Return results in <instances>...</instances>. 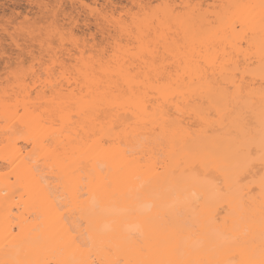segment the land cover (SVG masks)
I'll return each mask as SVG.
<instances>
[{"label": "bare ground", "instance_id": "1", "mask_svg": "<svg viewBox=\"0 0 264 264\" xmlns=\"http://www.w3.org/2000/svg\"><path fill=\"white\" fill-rule=\"evenodd\" d=\"M262 3L159 0L151 10L150 5L142 13L137 9L135 16L122 8L132 17L128 21L115 16L114 7L98 10L82 3L83 10L88 9L83 11L87 15L81 10L83 23L89 24H81L89 31L94 24L106 51L97 53L93 44L97 41L80 49L90 63L81 61L79 81L58 78L60 87L35 70L42 59L45 67L52 59L46 39L42 40L46 35L38 34L41 40L32 36L41 33L40 27L36 33L30 31L38 22L29 25L24 19L30 26L23 32L28 37H22L28 39V48L17 43L21 37L4 31L13 37L12 47L19 49L14 60L30 65L26 69L15 65V71L8 67L7 78L0 75V260L258 264L264 253V165L258 156L249 160L243 148L250 141L258 145L262 130ZM141 15L149 19L144 21ZM75 18L72 24H79ZM130 24L136 26L131 39L121 30ZM74 31L69 38L83 43L85 30L83 38ZM19 32L18 37L23 35ZM117 36L123 39L116 40ZM29 41L38 47L32 49ZM13 58L5 64L11 66ZM70 62L76 63L75 58ZM229 65L233 74L239 66L242 96L228 95L221 88L232 86ZM112 123L126 130L123 138H109ZM137 135L153 145L147 155L128 153L130 136ZM237 175L239 184L230 179ZM69 179L74 188L66 192ZM96 183L111 184L100 212L89 206ZM137 191L153 196L140 201L144 207L136 217H127L121 209ZM90 217L92 246L84 249L78 240L89 229ZM116 217L121 222L113 225Z\"/></svg>", "mask_w": 264, "mask_h": 264}, {"label": "snow or ice", "instance_id": "2", "mask_svg": "<svg viewBox=\"0 0 264 264\" xmlns=\"http://www.w3.org/2000/svg\"><path fill=\"white\" fill-rule=\"evenodd\" d=\"M145 5H140L141 11L145 8ZM261 7L264 8V3L261 4ZM140 19L147 21L149 19L148 16L141 15ZM15 20V14L12 17H9V21ZM153 23L155 20L153 19ZM47 27V33L45 34L41 31V35H46L47 39L45 40V44L47 45L49 52L51 53L52 59L47 61V66L45 67V62L43 59L41 60L40 69H35L36 71H40L42 75L46 74V79L49 80L54 84L55 87H60L59 83H56L58 78H63L71 81L75 78L79 81L82 78L81 72V61L85 64L90 63V60L86 56H82L79 54L80 49L86 48V45L89 43L88 39H85L83 43L79 39L75 37L69 38V34L66 30L60 29L55 23L49 24ZM22 30H29L25 28V25L19 24L16 26L15 31H22ZM121 30L127 34L129 39L133 35L136 34V26L134 24H130L128 26H121ZM4 31H8L7 27L4 28ZM34 31V29H32ZM97 39L96 36L91 37V40L95 42ZM111 39V38H109ZM116 40L123 39L122 36H117ZM94 47L97 50L98 54H103L106 49H104L102 44H95ZM61 58H63L61 60ZM75 58L76 63H71L70 61ZM57 61H60L57 64ZM7 68L8 65H5ZM235 74H233V68L231 65L228 66V74L229 78L232 79V86L228 87L226 84H221V88L228 94V95H243V83L239 76V66L237 65L235 68ZM20 73L17 71V77L19 78ZM262 97H264V88L261 90ZM141 105L143 104V100L141 99L138 101ZM160 114H158L159 116ZM171 119V117H169ZM262 122V130L261 136L259 139L258 145L255 141H250L248 145L243 148V151L247 154L249 160L254 159L258 156L259 162L261 165H264V113L261 116ZM125 129L122 128L121 125L112 123L108 126V134L109 138H116L120 137L123 138L125 134ZM23 136L24 130H20L19 133ZM153 145H151L146 138L140 137L137 135L136 137L130 136V144L127 146V150L129 154H136L139 152L144 153L147 155L149 151L152 149ZM256 148L257 151L253 152L252 149ZM143 163V161H142ZM236 184L241 183V178L239 175L235 177H231ZM65 191H69L74 188V181L69 179L66 180L64 183ZM111 188V184H103V183H96L92 190V196L90 200V208L95 210L96 212L102 211V200L109 195V190ZM261 188L264 189V178H261ZM153 193L149 191H137L134 196L130 197L129 202L125 203L121 211L127 217H136L141 209L144 207L140 203V201L151 199ZM262 216H264V204H262ZM121 222L120 217H116L112 220L113 225H118ZM146 222H150V218L146 219ZM262 226H264V221H262ZM91 228V217L89 223V229H86L82 236L79 237V244L84 249H90L92 246V236L90 234ZM72 243H76L73 241ZM0 264H43L42 261L36 259H24V260H0ZM77 264H90V259H83ZM91 264H95V261H91ZM107 264H125V261L122 259H114L112 261L107 262ZM140 264H233L231 261L227 262H220V261H211V262H202V261H195V260H155V261H143ZM258 264H264V253H262V258L258 262Z\"/></svg>", "mask_w": 264, "mask_h": 264}, {"label": "rangeland", "instance_id": "3", "mask_svg": "<svg viewBox=\"0 0 264 264\" xmlns=\"http://www.w3.org/2000/svg\"><path fill=\"white\" fill-rule=\"evenodd\" d=\"M41 1V2H40ZM44 1V2H43ZM61 1H63V2H60L59 0L57 1V0H0V26L1 25H3V27H7V29L9 30L8 31V35H9V37H11V35L14 37L15 36V39H20V37H21V39H20V41L18 40V42H17V40H15L17 43H19L20 44V46H23V47H21V48H28L27 46H28V44H27V41H28V39H27V41H26V38H23L22 39V37L23 36H25V34L23 33L25 30H22L21 32L23 33V35H20L19 37H18V32L19 31H14L15 30V28H16V26L17 25H19V24H22L23 23V25L27 22L26 21V19L28 18L29 20H28V22L27 23H29V21L33 24L34 23V20H35V22L37 21L38 23H36V26H38V27H35V28H37V30L35 29V28H33L32 27V25H31V27L33 28V29H35L33 32L34 33H36V31H38V29H39V27H40V29L43 31L44 30V28H47V27H45V26H47L48 24H50V22L51 21H54V23L56 22V24L58 23V24H64V26H63V24H62V26L64 27H62V26H58V24H57V26L59 27V28H61L62 27V29L64 30V29H67V28H69V29H71V30H69V29H67L66 31L68 32V33H72L76 28V30L74 31V33L75 34H78V35H80L81 34V36H82V38L84 37V39H90L89 41V44H91V34L92 35H94V36H96L97 37V39H96V41L98 42V44H100L101 43V41H102V39L101 38H103L102 37V35H101V33L99 32L98 33V29H96V31L97 32H95L94 30V24L93 23H90L91 24V26L89 25L88 27L90 28V30H92V31H89V30H87L88 28H87V26H83V25H85V24H89V22H85V24L83 23L84 22V20H83V16L86 14L85 12H83V11H88V9H84L83 10V8H84V6H86V8L87 7H93V8H95L96 6V8L98 9V10H100L101 9V7H105V8H103L104 10L105 9H109V10H111L113 7H114V9H112L114 12H115V16H119V17H121V15H122V17L121 18H123V16L125 17V18H123L125 21H128V18L130 19V18H132L131 16H135L136 14V10L137 9H139L140 8V6L138 7V5H140V3H141V5H143V3H144V1H145V3H144V5H150V6H148L149 8V10H151L150 9V7H156L155 5L157 4V2L159 1V0H136V1H138V2H140V3H138V2H134V1H131V0H80V2L78 1V0H75L74 2H75V4H73L74 2H73V0H61ZM70 1H72V2H70ZM108 3H107V2ZM131 1V2H130ZM151 3V4H153L154 3V5H152L151 6V4H149V2ZM156 3H155V2ZM40 4H38V3ZM43 2V3H42ZM54 2V3H53ZM57 2V3H56ZM96 2V3H95ZM119 2V3H118ZM134 2V3H133ZM143 2V3H142ZM46 3H48V5L46 4ZM60 3H62V4H59ZM80 3V4H79ZM82 3L84 4L85 3V5L83 6L82 5ZM95 3V4H94ZM107 3V5H105ZM113 3H114V6H113ZM138 3V4H137ZM148 3V4H147ZM37 4V5H36ZM42 4H45V5H47L48 6V9L49 10H47V6H45L44 5V7H42ZM54 4V5H53ZM76 4H77V6H78V8H75L74 9V7L76 6ZM87 4V5H86ZM135 4H137L136 5V8L134 7V5ZM159 4V3H158ZM51 5V6H50ZM75 5V6H74ZM79 5H82V6H79ZM89 5V6H88ZM132 5H133V7H134V11H133V7H132ZM38 6V7H37ZM39 6H41V9H42V11H43V13H45V14H43V13H41V9H40V7ZM54 6H56V10L58 11V14H59V16H61V17H59L58 16V14H57V11L55 10V7ZM59 6V7H58ZM112 6V7H111ZM118 8H117V7ZM73 7V8H72ZM82 7V8H81ZM100 7V8H99ZM126 7V11H127V9L129 10V11H127L126 12V15L129 13H131V16L130 17H128V16H126L124 13L125 12H123V11H125L124 9H122V8H125ZM37 8H39V9H37ZM44 8V9H43ZM46 8V9H45ZM60 8V9H59ZM62 8V9H61ZM64 8V9H63ZM111 8V9H110ZM120 8H121V10H120ZM132 8V9H131ZM147 8V7H146ZM52 9V10H51ZM53 9H54V11H53ZM103 9H101V10H103ZM39 10V11H38ZM45 10V11H44ZM46 10H47V13H49V14H47L46 13ZM51 10V11H50ZM60 10H62V12L60 11ZM75 12H74V11ZM78 10V11H77ZM80 10V11H79ZM81 10H82V14L83 13H85L84 15H82L81 14ZM120 10V11H119ZM123 10V11H122ZM131 10V11H130ZM153 10V9H152ZM48 11H50L52 14H53V16L52 17H54L56 14V20L57 21H55L54 19L55 18H52L50 15H51V13L50 12H48ZM118 13H117V12ZM139 12H141L142 13V11L139 9L138 10ZM40 12V13H39ZM55 12V13H54ZM63 12L65 13V14H67V16L69 17V18H67L66 17V15L64 14L63 15ZM69 12V13H68ZM74 12V13H73ZM78 12H80V14L82 15H80L79 17H77L76 15H74L75 13L77 14ZM120 12H123L122 14L120 13ZM134 12V13H133ZM147 12H149V11H147ZM71 13L76 17H74L73 15H71ZM135 14V15H133V14ZM138 13V12H137ZM141 13H139V14H141ZM13 14H15V20L14 21H9V17H12L13 16ZM47 14V15H46ZM55 14V15H54ZM63 16H62V15ZM117 14V15H116ZM27 15V16H26ZM78 15V14H77ZM87 15V14H86ZM138 15V14H137ZM46 16H48V17H46ZM27 17V18H26ZM65 17V18H64ZM86 17V16H85ZM85 17H84V19H85ZM26 18V19H25ZM45 20H44V19ZM46 18L48 19V20H46ZM49 18H51V20L49 19ZM72 18V19H71ZM76 19V21H77V18H79L78 19V21L80 22H78L79 24H72L73 23V19ZM82 18V19H81ZM24 19H25V21L26 22H24ZM61 19V20H60ZM63 19H64V22H62L63 21ZM65 19L67 20V21H69L68 19H70L71 21H70V23L68 22L67 23V21H65ZM50 20V21H49ZM47 21V22H46ZM60 21H61V23H60ZM76 21H74V22H76ZM44 22H46V23H44ZM81 22H82V24H81ZM52 24H53V22H51ZM128 23V22H127ZM39 24V25H38ZM27 25L28 24H26L25 26L27 27ZM29 25H30V23H29ZM28 25V26H29ZM34 25H35V23H34ZM45 25V26H44ZM72 26V27H66V26ZM78 25H79V27H82L80 30L82 31V30H85V32H86V34L83 36L82 35V33H81V31H79V27H78ZM74 26L76 27V28H74ZM93 26V27H92ZM2 27V28H3ZM13 27H15V28H13ZM25 27V28H26ZM73 28V29H72ZM84 28V29H83ZM87 28V29H86ZM4 29V28H3ZM29 30H30V26H29ZM46 31H47V29H45ZM14 31V32H13ZM30 31H32V30H30ZM45 31V32H46ZM70 31H72V32H70ZM79 31V32H78ZM2 32V33H1ZM9 32H11L10 34H9ZM26 32H27V30H26ZM33 32H30V33H32V34H34ZM44 32V33H45ZM89 32V33H88ZM91 32V33H90ZM93 32V33H92ZM14 33H16V34H14ZM20 33V32H19ZM21 33V34H22ZM29 33V32H28ZM4 34V35H3ZM7 34L4 32V30H2V31H0V43L2 44V45H4V46H1V49H3V48H5L4 49V51H6V52H4L6 55L4 56V54H3V56H2V58H0V62H1V64H0V71H1V73H0V75H1V78H4V77H6L7 78V76H8V73H6L7 71L9 72V69H8V67L9 68H11V71H15V70H17L16 69V67L18 68V69H20V68H22V69H24V67H25V69H26V67H28L30 64H29V62L28 61H26V60H24V57L22 56V58H23V60L24 61H22V64H20V63H18V62H21V61H18V60H21V59H18L17 61L18 62H16V60H14L15 58H13L14 56H16V51H17V49L18 48H16V47H14L15 46V44H14V41H13V43L11 42V40L13 39V37H12V39L11 38H9V37H7ZM38 34H40L41 35V33L39 32V33H37V35ZM3 35V36H2ZM17 35V36H16ZM88 35H90L89 37H88ZM33 37H39V35L38 36H36L35 34L34 35H32ZM31 36V37H32ZM42 36H44V35H42ZM17 37V38H16ZM25 37H28L27 35L25 36ZM44 37H47V36H44ZM44 37H39L40 38V40L42 39V40H45V39H47V38H44ZM5 38V39H4ZM79 38H81V37H79ZM4 41H2V40ZM11 39V40H10ZM25 39V43H24V41H21V40H24ZM6 40V41H5ZM9 40V41H8ZM30 40V39H29ZM101 40V41H100ZM8 41V42H7ZM23 42V43H22ZM30 42V41H29ZM28 42V43H29ZM97 42H95V44H97ZM12 43V44H11ZM36 43V42H35ZM33 43V41L32 42H30L29 44V46H31L32 44V49H34V48H37L38 47V44L36 43ZM92 43H93V41H92ZM0 44V45H1ZM10 44V45H9ZM14 44V48L16 49H14L13 47H12V45ZM21 44H23V45H21ZM94 44V43H93ZM92 44V45H93ZM102 44V43H101ZM27 45V46H26ZM9 46H11L10 48H9ZM3 47V48H2ZM7 48H9V49H7ZM11 49V50H10ZM30 49V48H29ZM15 50V51H14ZM36 50V49H35ZM8 51H10V52H8ZM14 51V52H13ZM25 51H27L26 49H25ZM8 52V53H7ZM18 52H19V49H18ZM16 53V54H15ZM7 54L9 55L10 54V57L11 58H13V60H12V64H11V61H10V65L12 66V65H14V67L12 68L11 66H8L7 68L6 67H4L5 65H9V63L8 64H5V62H6V60L7 59H10L11 60V58L10 57H7ZM0 56V57H1ZM17 57V56H16ZM27 57V56H26ZM25 57V58H26ZM4 58H5V60H4ZM27 59H28V57H27ZM29 60V59H28ZM8 61V60H7ZM14 61L16 62L15 64H13L14 63ZM26 61V62H25ZM9 62V61H8ZM7 63V62H6ZM4 65V66H3ZM15 65H16V67H15ZM23 65H26V66H23ZM23 66V67H22ZM2 67H3V69H2ZM2 70H4V72H5V70H6V72L4 73ZM3 81H5V79H2Z\"/></svg>", "mask_w": 264, "mask_h": 264}]
</instances>
